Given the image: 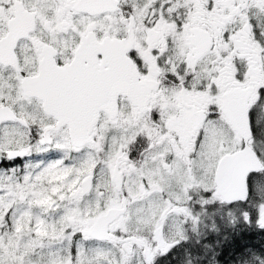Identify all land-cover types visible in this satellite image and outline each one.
<instances>
[{"label":"snow or ice","instance_id":"snow-or-ice-1","mask_svg":"<svg viewBox=\"0 0 264 264\" xmlns=\"http://www.w3.org/2000/svg\"><path fill=\"white\" fill-rule=\"evenodd\" d=\"M0 264H264V0H0Z\"/></svg>","mask_w":264,"mask_h":264}]
</instances>
